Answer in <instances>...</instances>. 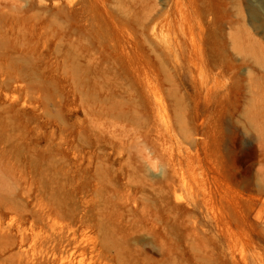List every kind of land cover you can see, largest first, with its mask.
<instances>
[{
  "label": "rangeland",
  "instance_id": "1",
  "mask_svg": "<svg viewBox=\"0 0 264 264\" xmlns=\"http://www.w3.org/2000/svg\"><path fill=\"white\" fill-rule=\"evenodd\" d=\"M252 11L0 0V264H264Z\"/></svg>",
  "mask_w": 264,
  "mask_h": 264
},
{
  "label": "bare ground",
  "instance_id": "2",
  "mask_svg": "<svg viewBox=\"0 0 264 264\" xmlns=\"http://www.w3.org/2000/svg\"><path fill=\"white\" fill-rule=\"evenodd\" d=\"M251 17L253 18V20L258 24V26L260 27H262L263 25H264V21L261 19H259L258 17H257V13H256V11H252L251 12ZM32 261H34V260H32ZM31 261V263H29V264H45V263H42L40 260H37V261H35V262H32ZM47 263V262H46Z\"/></svg>",
  "mask_w": 264,
  "mask_h": 264
}]
</instances>
